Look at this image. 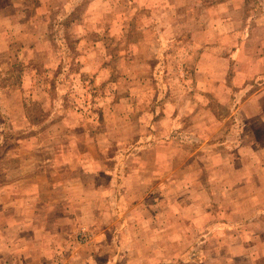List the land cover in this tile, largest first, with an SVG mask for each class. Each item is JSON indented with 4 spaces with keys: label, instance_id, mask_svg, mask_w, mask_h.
Masks as SVG:
<instances>
[{
    "label": "rangeland",
    "instance_id": "rangeland-1",
    "mask_svg": "<svg viewBox=\"0 0 264 264\" xmlns=\"http://www.w3.org/2000/svg\"><path fill=\"white\" fill-rule=\"evenodd\" d=\"M215 2L229 3L0 0V227L6 224V244H22V210L32 209L42 228L52 231L56 221L63 228L61 243L51 247L58 253L46 264L63 256L69 260L80 252L73 251L74 242L79 247L88 243L82 240L81 226L94 233L91 243L108 230L113 237L118 222L130 224L127 213L120 220L117 214L131 212L134 204L177 217L174 213L185 202L172 197L194 189L181 187L182 181L194 182L202 166L221 162L219 166H235V180L250 175L251 193H263L252 182L264 179V166H256L264 161V148L253 146L264 138L255 141L251 133L258 123L245 124L236 118L242 112L233 111L264 78L244 76L234 60L239 69H232L229 81L237 92L226 106L217 103L199 75L200 54L208 44L201 38L208 34L196 19L206 15L219 22L212 48L227 54L234 49L229 34H245L252 25L243 9L246 0L239 3L240 10L224 14V21H218V12L214 18L205 10ZM241 131L246 138L239 137ZM146 176L159 186L147 188ZM166 176L172 202L159 204L156 191ZM149 190L154 193L146 197ZM134 196L147 201L132 203ZM84 197L104 198L109 213L100 225L89 221L99 216L98 204L79 202ZM75 203H80L82 221L70 217ZM258 220L248 223L257 230ZM124 226L127 237L131 231L125 234ZM105 236L102 244L112 240ZM259 236H250V242ZM181 237L172 235L170 243L192 247L186 255L208 242L207 235Z\"/></svg>",
    "mask_w": 264,
    "mask_h": 264
},
{
    "label": "crops",
    "instance_id": "crops-1",
    "mask_svg": "<svg viewBox=\"0 0 264 264\" xmlns=\"http://www.w3.org/2000/svg\"><path fill=\"white\" fill-rule=\"evenodd\" d=\"M228 1V4H224V2L211 3L205 7V10L214 13L212 14L214 18L218 12V21H224V14L240 10L239 3L242 0ZM243 7L244 12L250 14L251 29L245 34L235 30L229 34V36H234V49L229 54L221 53L212 48L214 42H212L211 36L215 35L213 32L218 27L216 25H220L219 22L210 20L206 15L203 20L202 18L196 19V21H203V26L208 34V36L201 38L203 42L208 44L204 46L200 54V78L210 85V91L212 96H215L217 103L226 106L232 103L237 92L235 85L229 81L232 69L235 67L239 69L234 60H237L240 69L245 73L244 76L262 75L264 78V0H246ZM221 12L223 14L220 15ZM206 22H208L207 25ZM256 29L261 31L257 33ZM249 44L250 47L248 48ZM244 109H252L254 114L247 115L244 113ZM238 111L242 112L243 116L238 114L236 118L241 119L245 124L258 123L254 124L255 129L252 130V138L255 141L264 138V80L260 82V87L235 108L233 113L236 114ZM239 137L246 138V134L244 132L242 134L241 131ZM227 138L230 137L227 136ZM253 146L256 149L264 148V141L254 142ZM226 152L229 153V151ZM222 163H218L217 166H202L198 169L202 173L200 177L198 173L194 182L189 179L182 181L181 187L194 189L182 190L179 196L174 195L172 197V200L185 202L180 211L174 213L177 217L171 216V212L166 213L160 208L156 209L158 212H155V209H150L149 205L142 208L140 205L134 204L131 212H121L116 217L120 220L127 213L128 216L125 218L130 219L129 227L118 222L114 229L111 228L114 231L113 237L110 235L112 233L110 230L106 233L103 232L99 241L104 240L105 235L112 237L109 242L102 241L104 244L99 241L89 242L90 233L93 232L88 227L81 226L79 231L90 236L88 243L79 247L81 244L74 242L73 251L77 252L80 249V252L77 253V256L71 255L70 259L67 256L69 260L65 259V262L68 264H73V262L76 264H264V237H261L264 233V179L252 182L254 187L263 192L257 196L256 193L249 191L250 175L235 180V166H219ZM256 166H264V161L256 163ZM224 170L227 171L226 174H224ZM100 172L102 171L100 170ZM141 181L143 179L139 182ZM169 182L170 178L167 179V176L162 179V185L159 188L161 190L156 191L155 202L159 204L172 202ZM179 182L181 183V180ZM146 183L148 184L146 187H150V189L159 186V182H153L148 176H146ZM149 183L152 185L150 186ZM153 193L154 191L149 190L146 197H150ZM145 200L147 201L145 198L134 196L131 201L142 204L146 202ZM104 201V198L100 201L98 199L92 201L87 197L80 199L79 202L84 204H98L96 209L99 210V216L94 214L95 218L89 219L90 222L98 220L100 225V219L109 213L103 205ZM244 203L247 204V207L244 206ZM79 204L75 203L70 207V217L82 221V211L78 209ZM84 206L90 209V206ZM252 206L254 209L249 210ZM31 210H22V244H6L3 238L5 233L3 228L6 224L0 227V264H31L34 262L35 264H46L45 259L58 253V250L51 249V247L61 243L60 239L64 236L63 228L62 230L59 229L58 221L54 222L52 231L42 228L43 225L36 219L35 212ZM55 219H57L56 216ZM248 219L261 220L259 227L256 226L258 227L257 230L251 227ZM123 226L125 234L128 229L131 231V233H127V237L122 235ZM192 234L196 236L207 235L208 242L206 239L203 240L205 243L198 248L196 247V251L190 252L189 255L185 254L189 248L192 250L189 245L178 243L173 246L170 243L172 235H179L181 240L183 239L181 236ZM257 234L260 235L259 239L250 242V236ZM190 241L195 240L190 239ZM203 241L200 240L201 243ZM123 245L128 251L126 256L123 255ZM187 256L189 258H186ZM13 259L15 260L13 261ZM191 259L195 263L190 262ZM50 261L48 264H52L53 259Z\"/></svg>",
    "mask_w": 264,
    "mask_h": 264
},
{
    "label": "built area",
    "instance_id": "built-area-1",
    "mask_svg": "<svg viewBox=\"0 0 264 264\" xmlns=\"http://www.w3.org/2000/svg\"><path fill=\"white\" fill-rule=\"evenodd\" d=\"M81 237H82L83 241H87V240H89L90 236L88 234H86L85 232H82ZM80 242H82V241H80ZM63 259L61 258L60 261H58L57 263H54V264H62L63 262H65V256H63Z\"/></svg>",
    "mask_w": 264,
    "mask_h": 264
}]
</instances>
